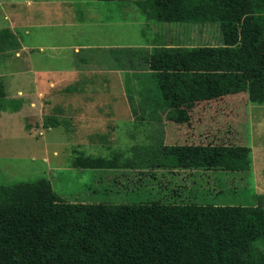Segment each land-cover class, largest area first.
<instances>
[{
  "label": "trees",
  "instance_id": "obj_1",
  "mask_svg": "<svg viewBox=\"0 0 264 264\" xmlns=\"http://www.w3.org/2000/svg\"><path fill=\"white\" fill-rule=\"evenodd\" d=\"M132 1L151 21H220L224 40L222 46L158 45L147 56L154 77L142 83L140 96L162 103L171 122L155 166L201 171L214 182L219 177L211 174L250 178V140L228 132L241 103L217 100L247 93L264 104V0ZM5 95L0 79V111ZM204 103L223 131L219 139L194 136L185 125ZM47 120L46 127L60 124L56 116ZM119 157L125 158L121 150L109 157L78 151L73 166L135 165ZM254 200L252 206L68 202L47 177L0 184V264H264V193L255 192Z\"/></svg>",
  "mask_w": 264,
  "mask_h": 264
},
{
  "label": "crops",
  "instance_id": "obj_2",
  "mask_svg": "<svg viewBox=\"0 0 264 264\" xmlns=\"http://www.w3.org/2000/svg\"><path fill=\"white\" fill-rule=\"evenodd\" d=\"M104 1L117 0H0V79L6 93L5 98H1L0 136L12 132L8 127L2 130V124L24 119H37L35 126L25 128L30 137L44 133L43 128L54 127L39 125V120L45 114L44 105L48 98H58L61 92L68 91L65 92L64 99L69 101H62V108L53 105V109H59V113L48 115L46 121L56 116L60 121L57 126H66V132L70 136L74 133L77 142L91 138L92 142H108V136L118 131L117 127L150 122L163 126L166 136L170 137L168 126L171 122L162 103L144 98L136 99L137 102L128 101L125 94L126 101H118L116 97L109 96L110 92L106 87H95L92 79L98 77L94 72L117 70L122 76L132 73L135 80L131 84H135V92L140 94L142 83L150 81L146 75L151 79L154 77L147 62L152 49L158 45L180 44L173 38L153 37L152 28H159L147 16L145 22L152 31L147 37L150 38L148 42L130 45L117 40L108 42L107 38L115 33L111 32L112 29L115 30L112 25L114 22L121 26L128 18L127 21L134 20L135 16L127 18L124 15L115 19L113 12L102 6ZM136 5L139 6L133 1L126 10L137 13ZM135 21L140 23L138 18ZM99 40L104 42H98ZM103 46V52H92L94 48ZM141 47L147 50L143 67L139 64V55L124 58V55L131 53V48L135 52ZM117 51H120L117 53L119 58L115 55ZM126 61L132 63L130 70L127 69ZM104 62L107 63L102 65ZM93 63H96L95 66ZM110 63L113 65H106ZM122 85L124 81L121 82ZM207 106L211 105L204 103L197 107L203 112H195L185 125L192 127L194 136L209 135L218 139L223 131H220L216 118L206 114ZM145 110L152 112H141ZM132 111L133 117H130ZM262 121L264 122V117H257L251 111L245 117L229 118V134L235 140L248 137L253 148L251 177L257 182L254 185L256 193H264V143L259 139L256 141L260 143H255L258 130L264 134L260 128ZM183 132L188 130H182Z\"/></svg>",
  "mask_w": 264,
  "mask_h": 264
},
{
  "label": "rangeland",
  "instance_id": "obj_3",
  "mask_svg": "<svg viewBox=\"0 0 264 264\" xmlns=\"http://www.w3.org/2000/svg\"><path fill=\"white\" fill-rule=\"evenodd\" d=\"M131 0L104 1L102 6L113 12V16L138 18L140 23L134 20H126L124 24L113 23L115 33L107 38L108 42L118 41L126 45L146 43L151 27L146 24V15L140 6L136 5L137 13L128 12L126 7L131 5ZM142 19V20H141ZM135 21V22H134ZM144 21V24L141 22ZM156 22L158 30L153 29V37L173 38L178 40L180 46H222L224 45L223 33L220 21H192V22ZM110 24L108 27H110ZM98 42H104L99 40ZM103 44V43H102ZM127 56H141L140 63L145 65L144 47L138 51L131 48ZM105 47H97L93 53L103 52ZM139 61H135L137 63ZM107 62L101 63L102 65ZM94 66L96 63H93ZM127 69L130 70V61H126ZM106 65H113L112 63ZM103 73L94 72L98 77L92 79L95 87H106L109 89V96L116 97V100H125V97L133 96L140 100L141 96L135 92V85L132 83V73L122 76L117 70ZM152 73V70H150ZM150 81L153 79L147 74ZM137 80V79H136ZM124 85L121 86V82ZM129 86V88H127ZM68 92V91H65ZM65 92L58 98H48L44 105V113L39 125H43L48 115L59 113V109H53V105L62 108V101ZM123 94V96L121 95ZM218 99L221 105L241 103L236 107L234 113L245 117L250 111L257 117H264V104L249 101L247 93L231 94ZM79 98V95H78ZM86 98V97H83ZM89 100V99H81ZM69 101V100H68ZM126 101V100H125ZM250 105V106H249ZM250 107V110L248 108ZM247 108V109H246ZM252 109V110H251ZM140 112V110H136ZM131 112L130 117L132 116ZM141 112H152L145 110ZM47 115V116H46ZM125 117V114H124ZM37 119L16 121L15 123L2 124L12 130L6 136H0V184H13L19 181L37 180L40 177H47L52 181L53 188L66 201H79L89 203H141L151 200H161L166 203H200V204H233L252 206L254 204L255 180L244 175L211 174L212 177H219V181H211L201 171L192 174L184 169L159 166L156 167L154 155L156 149L161 148L162 143L168 140L163 126L154 123H138L117 127L116 132L108 136V142H92V138L86 141L77 142L74 133L66 132V126H54L45 129L44 133L33 135L26 134L25 128L35 126ZM98 124V123H97ZM100 124V123H99ZM259 124V123H258ZM5 125V126H4ZM264 132V122L262 121ZM257 129V127H256ZM43 133V134H42ZM256 140L264 143V134L259 132ZM80 135V134H79ZM233 137V136H232ZM254 137V136H253ZM77 139V138H76ZM219 139V138H218ZM170 140V138H169ZM215 140V138H214ZM86 142V143H85ZM254 142V140L252 141ZM256 141L255 143H260ZM80 148V149H79ZM78 150L94 156L109 157L118 151L125 154L119 157V162L131 161V166H120L116 168L85 169L74 167L73 161L78 155ZM137 154V155H135ZM256 171V170H255ZM142 173V174H140ZM255 174V172H254ZM232 177H236L233 179ZM245 177V178H244ZM214 188L222 190L217 193Z\"/></svg>",
  "mask_w": 264,
  "mask_h": 264
}]
</instances>
